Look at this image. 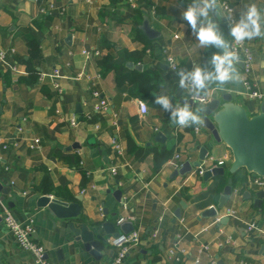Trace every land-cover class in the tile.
Here are the masks:
<instances>
[{
	"label": "crops",
	"instance_id": "0c3cea01",
	"mask_svg": "<svg viewBox=\"0 0 264 264\" xmlns=\"http://www.w3.org/2000/svg\"><path fill=\"white\" fill-rule=\"evenodd\" d=\"M228 1L238 18L241 0ZM243 2L264 9V0ZM189 3L0 0V52L17 67L9 75L0 68V186L9 192L3 197L0 215L3 219L10 212L20 223L32 222L34 239L45 247L51 264H110L112 251L108 247L96 259L82 246L68 244L66 239L73 240L66 236L64 224L47 207L38 206L44 196L79 204L81 222L89 226L109 223L115 233L139 231L141 243L131 247L124 264H195L197 259L200 264H264V202L255 209L253 200L246 199V193L254 197L264 188L251 184L254 174L243 169L234 176L231 196L218 210L228 180L233 179L229 173L232 151L225 143L215 142L204 123L180 128L154 103L153 93L167 94L173 103H183L186 95L176 72L169 68L168 56L178 70L191 69L193 64L205 65L216 51L200 48L181 19V9ZM145 19L159 34L154 40L141 29ZM221 28L229 40L227 24L221 23ZM30 37L40 45L39 74L55 70L63 74L61 92L48 78L31 85L21 81L27 76ZM248 42L255 55L253 81L264 95V39ZM100 59L111 60L116 69L105 73L98 65ZM80 72L85 77L76 80ZM141 73L149 80L140 87ZM119 76L130 81L118 83ZM94 90L108 102L106 110L95 112ZM222 94L232 96L233 103L243 106L249 116L259 114L262 101L251 100L242 84L229 85L227 91H214L207 98L211 101ZM140 103L147 105V114H141ZM201 115L204 121L205 114ZM73 117L78 121L76 128L69 125ZM35 140L40 141L37 146ZM201 148L209 151L202 167L172 178L177 165L199 160ZM157 154L171 158L155 169ZM219 161L224 165L217 166ZM214 167L223 168L224 175L205 182L200 173ZM118 192L122 203L115 196ZM211 208L219 216L226 209L236 214L215 223L217 216L202 217ZM177 209L181 218L175 220ZM130 215L135 222L116 225ZM251 224L256 228L248 231ZM154 232H158L156 239ZM177 237L184 252L177 251L176 258L170 251ZM0 264H37L7 233L3 221Z\"/></svg>",
	"mask_w": 264,
	"mask_h": 264
},
{
	"label": "water",
	"instance_id": "95a60500",
	"mask_svg": "<svg viewBox=\"0 0 264 264\" xmlns=\"http://www.w3.org/2000/svg\"><path fill=\"white\" fill-rule=\"evenodd\" d=\"M142 31L149 40H154L159 37L147 19L144 20ZM241 67V66H240ZM140 69V68H137ZM3 110H0V115ZM204 127L209 130L217 143H225L232 151L233 162L229 169L231 175L237 174L245 169L249 173L264 177V98L260 105L258 115L249 116L247 110L238 104L233 103V98L230 95L222 94L219 98L211 100L206 104ZM161 138L158 134L157 139ZM209 151L205 148L200 149L199 160L194 163L185 162L179 170H176L172 176H184L192 172V170L200 169L206 159ZM224 175V169L214 167L211 170H205L203 173L204 181L207 182L213 177ZM233 179L229 178L228 184L224 189L223 195L220 198L218 210L223 209L227 199L232 193ZM9 192L0 186V211L1 205L4 203V196ZM118 194V195H117ZM117 201L122 203V193L115 194ZM247 200H253L254 208L261 209L264 202V190L257 192L253 197L252 194L246 193ZM9 207V203L6 204ZM39 207H47L54 216L64 224V232L66 236L71 237V240L66 239V242L78 244L84 250L90 252L96 259L101 258L108 246L106 244L107 237H117L119 233H115L114 226L109 223L89 226L81 222V206L77 203L68 204L66 202L44 196L38 202ZM182 206L183 203H182ZM216 208H211L203 212L204 218H215L218 215ZM175 220L181 218V210L177 209ZM0 221L2 216L0 215ZM124 224L122 225V227ZM130 233V232H126ZM264 256V251L262 252ZM223 264V262H219Z\"/></svg>",
	"mask_w": 264,
	"mask_h": 264
},
{
	"label": "clouds",
	"instance_id": "9594fccd",
	"mask_svg": "<svg viewBox=\"0 0 264 264\" xmlns=\"http://www.w3.org/2000/svg\"><path fill=\"white\" fill-rule=\"evenodd\" d=\"M236 14L226 10L222 0H191L181 9V19L191 29L200 48L215 49L205 65L193 64L191 69L169 68L179 77V88L185 92L183 103H173L167 94L153 93L154 103L170 114V121L180 128L203 124L201 113L206 105L193 107L198 98L212 92L227 91L229 85L243 83L238 64L240 56L233 44H243L257 38L264 39V9L256 3H244ZM226 23L229 29L226 39L221 28Z\"/></svg>",
	"mask_w": 264,
	"mask_h": 264
},
{
	"label": "built area",
	"instance_id": "2783aa9c",
	"mask_svg": "<svg viewBox=\"0 0 264 264\" xmlns=\"http://www.w3.org/2000/svg\"><path fill=\"white\" fill-rule=\"evenodd\" d=\"M222 2L226 6V10L229 12H232L233 14H236V10L233 7L232 4L228 0H222ZM45 13V11H42ZM232 38L230 37L229 41H231ZM233 47L237 50L239 56H240V62L238 66L240 67V72L242 75L243 83L242 86L244 88L245 94L254 101H262L264 98V95L256 88L255 83L253 81V67L255 63V55L254 51L249 44L248 41H245L243 44H233ZM84 55L89 56V52L84 51ZM96 55H98V52H96ZM167 60L169 64L173 65L176 70H178L175 61L172 57L168 56ZM7 59H6V54L4 52H0V68L6 69L7 67ZM68 67H70V64H67ZM10 69L14 72H17V67L16 66H11ZM85 77L83 72H80L76 76V80H81ZM46 78L51 82L52 86L54 89L58 92L62 91L61 88V80L64 78L63 74L61 73L60 70H55L52 74L46 75L43 73L39 74V81L43 82ZM93 96L98 100L97 104L94 107L95 112H100L104 111L108 108V102L101 97V94L99 91L94 90L93 91ZM210 100L207 97H202L197 99V104L201 105H206L209 103ZM140 112L141 114L145 115L148 112V107L147 105L140 103ZM69 125L72 128L78 127V121L73 117L69 121ZM195 131L198 133L200 130L199 128H196ZM39 140H35L34 143L37 146L39 144ZM4 149H8L6 145L3 146ZM118 150L120 149V146L117 145L116 147ZM175 158L178 160L180 159V155L176 154ZM0 161H2V157H0ZM180 164V163H179ZM183 165V164H182ZM180 165L176 166L177 169H180L182 167ZM224 162L219 161L217 166H223ZM111 174H116V169L112 168L110 170ZM204 171L200 173L201 176H203ZM251 184H255L256 186H259L261 188H264V177H260L257 175H254L250 179ZM124 207H126L125 204H123ZM236 212L226 209L224 211V214L219 216L217 215L215 223H220L221 219L223 217L227 216H233L235 215ZM3 224L5 229L7 230V233L10 234L15 242L18 244V246L31 254L33 257L34 261L37 264H51L47 259H46V249L43 245L39 244L36 242L34 239V233L35 230L33 228L32 222H29L28 224H23L20 223L18 220H16L10 212L5 213L3 216ZM136 219L133 216H127V217H121L116 225L117 226H122L126 222H135ZM256 225L251 224L248 226V231H253L255 230ZM152 237L156 239L158 237V232H154ZM141 243V234L139 231H131L130 233H120L117 237L115 236H109L106 240L107 246L111 249L112 251V257L110 264H124L131 247H137ZM177 251L184 252L181 250V237H177L175 244L173 246V249L170 251L171 256L177 258ZM195 264H200V260L197 259L195 261ZM247 264V263H245Z\"/></svg>",
	"mask_w": 264,
	"mask_h": 264
},
{
	"label": "trees",
	"instance_id": "16d2710c",
	"mask_svg": "<svg viewBox=\"0 0 264 264\" xmlns=\"http://www.w3.org/2000/svg\"><path fill=\"white\" fill-rule=\"evenodd\" d=\"M28 46H29V54H30V58L28 61H26V67H27V76L26 77H23L21 79V81L25 84H28V85H31L35 82H38L39 81V70L37 69L38 65L40 64V61H41V52L39 50V43L33 39V38H29V41H28ZM7 67H6V70L1 73L3 75H9L11 73V70H10V67L13 66V64H11L9 61H7ZM98 65L103 69V71L105 73L107 72H110V71H113L116 69L115 65L111 64V60H103V59H100L98 61ZM146 76L148 77L147 74L145 73H141V74H138V80L140 82V87H141V84L144 85L145 83L148 82L149 79L143 77V76ZM149 78V77H148ZM116 81L118 83L120 82H124V81H130L129 79H127L126 77H123V76H119L116 78ZM157 83V88H158V81H155ZM155 87V86H154ZM131 144V143H130ZM171 158V155H160V154H157L155 156V169L161 167L164 162H166L167 160H169ZM236 175V174H235ZM235 175H232L233 177V180H234V176ZM188 198V196H186Z\"/></svg>",
	"mask_w": 264,
	"mask_h": 264
}]
</instances>
